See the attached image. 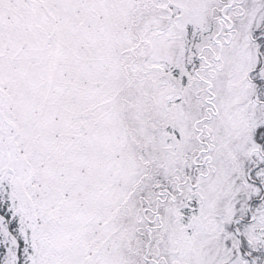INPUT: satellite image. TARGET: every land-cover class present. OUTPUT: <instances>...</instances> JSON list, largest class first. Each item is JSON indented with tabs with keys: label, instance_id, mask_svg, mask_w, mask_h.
Masks as SVG:
<instances>
[{
	"label": "snow or ice",
	"instance_id": "snow-or-ice-1",
	"mask_svg": "<svg viewBox=\"0 0 264 264\" xmlns=\"http://www.w3.org/2000/svg\"><path fill=\"white\" fill-rule=\"evenodd\" d=\"M0 264H264V0H0Z\"/></svg>",
	"mask_w": 264,
	"mask_h": 264
}]
</instances>
